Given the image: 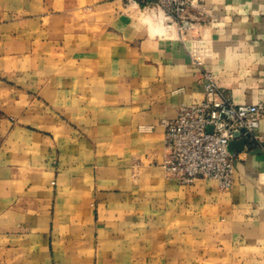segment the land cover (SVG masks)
<instances>
[{"label": "crops", "instance_id": "obj_1", "mask_svg": "<svg viewBox=\"0 0 264 264\" xmlns=\"http://www.w3.org/2000/svg\"><path fill=\"white\" fill-rule=\"evenodd\" d=\"M192 4L0 0V264H264V143L226 191L159 166L203 71L264 104V0Z\"/></svg>", "mask_w": 264, "mask_h": 264}, {"label": "built area", "instance_id": "obj_2", "mask_svg": "<svg viewBox=\"0 0 264 264\" xmlns=\"http://www.w3.org/2000/svg\"><path fill=\"white\" fill-rule=\"evenodd\" d=\"M144 10L162 14L164 20L180 25L192 0H127ZM203 99L181 105L176 119L162 120L165 155L160 163L165 177L187 185L195 180L215 182L226 191L233 185L235 156L228 147L233 134L244 129L249 143H264L257 131L264 117V104H236L220 88L210 71L200 76ZM243 137V136H241Z\"/></svg>", "mask_w": 264, "mask_h": 264}, {"label": "water", "instance_id": "obj_3", "mask_svg": "<svg viewBox=\"0 0 264 264\" xmlns=\"http://www.w3.org/2000/svg\"><path fill=\"white\" fill-rule=\"evenodd\" d=\"M139 1V0H135ZM243 136V137H241ZM249 138V134L245 132L244 129H241L239 132L233 134V140L229 144V151L232 152L233 149H237L238 151H242L243 147L246 143V140Z\"/></svg>", "mask_w": 264, "mask_h": 264}, {"label": "rangeland", "instance_id": "obj_4", "mask_svg": "<svg viewBox=\"0 0 264 264\" xmlns=\"http://www.w3.org/2000/svg\"><path fill=\"white\" fill-rule=\"evenodd\" d=\"M127 1V0H126ZM127 3H128V1H127ZM129 5H133V3H128ZM139 9H140V11L139 10H137V12H138V16L141 18V19H143L144 17H146V16H151V17H153L154 19H157L158 18V13L156 12L155 14L154 13H152V14H150L149 12H145V13H143L142 11L144 10V9H142L141 7H139ZM146 11V10H145ZM149 13V14H148Z\"/></svg>", "mask_w": 264, "mask_h": 264}]
</instances>
